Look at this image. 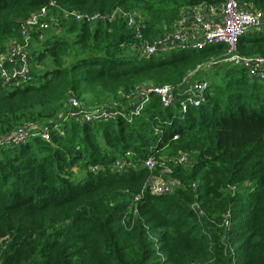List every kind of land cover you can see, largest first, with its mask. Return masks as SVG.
I'll return each mask as SVG.
<instances>
[{
	"label": "trees",
	"instance_id": "trees-1",
	"mask_svg": "<svg viewBox=\"0 0 264 264\" xmlns=\"http://www.w3.org/2000/svg\"><path fill=\"white\" fill-rule=\"evenodd\" d=\"M237 1L264 15V0ZM221 3L0 0V53L40 9L50 25L41 40L32 33L30 79H0V139L34 127L23 143H0V264H264V82L220 62L225 45L138 52L171 36L189 9ZM118 9L142 40L120 14L110 19ZM235 53L264 59V29L242 35ZM196 72L210 84L184 114L180 98L164 108L150 95L139 116L64 118L70 98L124 105L139 86L174 87ZM151 154L170 171L144 168ZM183 154L190 163L174 166ZM152 176L172 192L153 194Z\"/></svg>",
	"mask_w": 264,
	"mask_h": 264
},
{
	"label": "built area",
	"instance_id": "built-area-1",
	"mask_svg": "<svg viewBox=\"0 0 264 264\" xmlns=\"http://www.w3.org/2000/svg\"><path fill=\"white\" fill-rule=\"evenodd\" d=\"M53 1L48 0L50 6L53 5ZM197 8L195 7L185 12L177 24L179 28L177 27L171 36H166L153 44L141 41V44L138 45V52L141 56L147 57L175 48L190 47L195 50H201L206 46L225 45L227 47L226 56L220 62L238 66L244 69L249 77L264 82V59L261 57H242L235 53L236 45L242 35L253 29H264V15L259 11L249 9L248 6L242 5L237 0H222L218 7H205L209 13L215 12L217 14L216 21L210 23L204 19L200 12L196 11ZM116 14H120L127 21L129 27L135 28L136 38L142 40L140 35L142 26L135 21L134 16L118 9L112 13L110 19H114ZM74 16L79 21L86 20L87 22L96 18H88L79 14ZM185 24H190L195 28L191 39L188 32L180 29L184 28ZM49 28L50 25L46 21L45 8L40 9L27 20L20 21L19 37H21V42L11 40L6 52L0 53V79L4 88L12 87L30 79L29 51L32 33L38 32V39L41 40ZM215 63H210L206 68L208 69L210 65ZM208 86V82L192 81L189 77H185L180 84L174 87L168 85H144L139 86L124 105L110 103L93 109H87L77 99L70 98L67 102L66 117L64 118H71L76 122L90 124L95 121L113 120L117 117L126 116L130 118L139 116L150 95L157 96L164 108L175 105L176 99L180 98V111L184 114L189 106L198 107L204 102V93ZM33 129L34 127L29 126L18 128L10 136L0 139V143L11 142L13 145L23 143L28 136V131ZM48 132L49 127L45 126L38 135L47 141L49 139ZM130 155V153L126 154V156ZM190 161V158L183 154L177 160H174L173 164L174 166H184L188 165ZM123 166V161L116 163V168L118 167V169H122ZM142 166L151 173L157 168L161 169V173L170 171L165 167L164 162H159L152 154L143 160ZM147 184L151 192L157 195L170 194L175 186L171 181H164L161 176H152Z\"/></svg>",
	"mask_w": 264,
	"mask_h": 264
},
{
	"label": "crops",
	"instance_id": "crops-1",
	"mask_svg": "<svg viewBox=\"0 0 264 264\" xmlns=\"http://www.w3.org/2000/svg\"><path fill=\"white\" fill-rule=\"evenodd\" d=\"M196 11H198V12H200L203 16H204V19L207 21V22H215L216 21V16H217V14L215 13V12H213V13H209L208 12V9H206L205 7H198L197 9H196ZM179 28V25L177 26H175V30H176V28ZM180 29H182V30H184V31H186V32H188L189 34V36H190V39H191V35H193V33H194V31H195V28L193 27V26H191L190 24H185V27L184 28H180ZM258 29H262V28H258ZM174 30V31H175ZM254 30V29H253ZM250 32H252V30L251 31H247L246 33H250ZM193 37H195V36H193ZM198 37V36H197ZM196 75H197V72L196 73H194V74H192V73H188L185 77H189V79H191L192 81H198V80H200V79H196ZM184 77V78H185ZM203 82H208L209 84H210V81H207V80H203Z\"/></svg>",
	"mask_w": 264,
	"mask_h": 264
}]
</instances>
